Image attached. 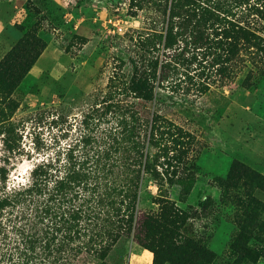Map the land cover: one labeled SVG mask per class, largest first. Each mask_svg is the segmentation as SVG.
<instances>
[{
	"label": "trees",
	"instance_id": "1",
	"mask_svg": "<svg viewBox=\"0 0 264 264\" xmlns=\"http://www.w3.org/2000/svg\"><path fill=\"white\" fill-rule=\"evenodd\" d=\"M130 8L132 15L142 9L152 12L154 26L161 20V28L147 32L149 48L158 40L166 49L180 40L198 46L210 39L208 49L216 54L212 65L219 64L222 72L238 68L236 58L245 65L242 56L249 52L264 59V0H130ZM46 45L30 29L0 59L5 161L19 152L12 122L18 104L12 94ZM130 61L132 72L113 75L100 100L84 114L90 129H80L68 145L34 163L26 182L9 186L8 169L0 164V264H80L85 253L103 263L124 235L152 252V264H216V253L189 229L190 220L200 214L169 195V185L182 182L178 199L186 202L190 176L160 172L146 150L147 142L177 132L170 131L172 124L158 109L146 106L154 98L151 62L140 55ZM146 175L157 185L152 197L157 207L149 210L139 206ZM218 185L221 202L238 211L231 248L256 262L264 257V239L254 236L260 243L250 245L249 236L253 230L264 234V220L258 218L264 201L254 194L264 191V174L235 160ZM209 203L210 197L200 200L201 210Z\"/></svg>",
	"mask_w": 264,
	"mask_h": 264
},
{
	"label": "rangeland",
	"instance_id": "2",
	"mask_svg": "<svg viewBox=\"0 0 264 264\" xmlns=\"http://www.w3.org/2000/svg\"><path fill=\"white\" fill-rule=\"evenodd\" d=\"M132 12L130 0H0V59L27 30L35 29L47 43L12 94L18 104L12 122L19 152L7 161L0 138L8 185L26 182L34 163L68 145L80 129L89 130L84 114L100 100L113 75L132 72L130 58L140 55L151 62L154 78V98L146 106L158 109L172 124L170 131L177 132L175 142L162 134L154 144L147 142L146 150L160 172L190 176L184 203L178 199L182 182L169 185L172 199L200 214L190 220V231L216 253V264H264V257L251 262L231 248L238 211L221 202L218 185L235 160L264 174V59L249 52L242 56L245 65L236 58L238 68L222 72L219 64L212 65L216 54L208 49L210 39L198 46L180 40L166 49L158 40L149 48L147 32L161 28V20L154 26L152 12ZM156 192L154 179L146 175L139 206L156 208ZM254 194L264 201L263 190ZM206 197L212 203L202 211L199 201ZM258 218L264 220V212ZM260 235L264 239L251 231L249 244L260 243L254 237ZM152 258L150 250L124 235L103 263L88 253L80 255L79 263L152 264Z\"/></svg>",
	"mask_w": 264,
	"mask_h": 264
}]
</instances>
